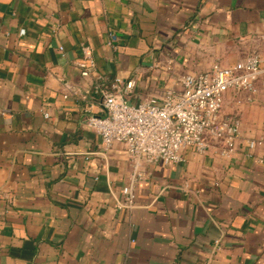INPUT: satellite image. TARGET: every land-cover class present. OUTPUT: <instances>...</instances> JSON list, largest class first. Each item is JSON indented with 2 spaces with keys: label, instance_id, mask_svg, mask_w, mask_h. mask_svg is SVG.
I'll return each instance as SVG.
<instances>
[{
  "label": "crops",
  "instance_id": "0c3cea01",
  "mask_svg": "<svg viewBox=\"0 0 264 264\" xmlns=\"http://www.w3.org/2000/svg\"><path fill=\"white\" fill-rule=\"evenodd\" d=\"M250 55L264 0H0V264H264V77L223 95L230 151L142 164L129 205L123 144L85 123L115 78L139 103Z\"/></svg>",
  "mask_w": 264,
  "mask_h": 264
},
{
  "label": "built area",
  "instance_id": "2783aa9c",
  "mask_svg": "<svg viewBox=\"0 0 264 264\" xmlns=\"http://www.w3.org/2000/svg\"><path fill=\"white\" fill-rule=\"evenodd\" d=\"M114 40L111 34L110 41ZM80 52L77 67L86 77L95 67L92 49L80 44ZM260 77H264V62L258 55H250L232 65L214 63L203 72L183 74L176 80L177 88L168 89L163 98L139 103L127 100L134 79L115 78L110 90L102 94V114L89 115L85 123L100 136L105 148L114 142L125 148L132 168L130 183L122 189L125 204L132 201V186L143 176L142 164L180 162L185 149L204 153L211 142L223 143L225 153L230 151L238 127L221 117L223 95L229 90L252 91ZM44 116L48 114L44 112Z\"/></svg>",
  "mask_w": 264,
  "mask_h": 264
}]
</instances>
